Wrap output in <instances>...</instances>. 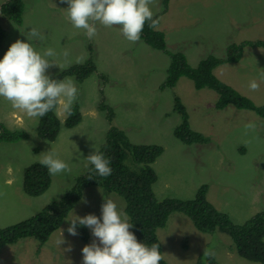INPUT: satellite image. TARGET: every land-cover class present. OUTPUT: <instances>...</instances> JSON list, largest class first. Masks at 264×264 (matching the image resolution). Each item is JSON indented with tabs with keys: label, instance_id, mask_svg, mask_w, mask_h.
I'll use <instances>...</instances> for the list:
<instances>
[{
	"label": "rangeland",
	"instance_id": "1",
	"mask_svg": "<svg viewBox=\"0 0 264 264\" xmlns=\"http://www.w3.org/2000/svg\"><path fill=\"white\" fill-rule=\"evenodd\" d=\"M4 2L0 0V30L4 36L0 59L16 40L28 42L26 35L35 27L45 40L34 39L30 41L32 46L41 53L48 47L54 49L56 56L49 59L61 66L50 67L47 75L52 71L61 74L65 69L90 61L97 71L79 81L80 97L76 101L79 100L82 121L78 126L64 127L62 137L51 143L40 140L36 134L38 122L27 119L24 129L30 135L29 140L0 144V229L36 215L75 187L77 178L88 167L87 156L102 144L109 129L105 112L100 109L102 102L113 108V125L121 128L132 143L164 148L153 164L158 176L153 188L159 200L191 199L206 184L208 199L235 223L264 212V119L233 106L217 110L216 91L196 90L185 77L178 80L176 87L160 90L166 78L168 56L141 40L128 41L118 26L97 23V34L101 28L99 35L89 40L83 30L75 29L66 18L68 4L62 0H24L22 24L1 17ZM150 8L160 10L162 0H153ZM159 27L165 34L167 49L182 52L190 65L196 67L209 56L226 58L227 48L233 43L239 46L245 40L264 41V0H169ZM65 51L69 53L67 57L63 55ZM78 57L83 58L82 62H76ZM214 73L255 105L264 106L261 78L264 48L246 47L239 62L221 65ZM65 79L74 83L73 77ZM252 80L259 84L257 91L249 89ZM175 97L184 104L191 128L208 136L210 143L184 145L175 137V129L181 123L174 110ZM60 114L63 122L69 117L63 110ZM20 118L18 110H12L5 100H0V122L6 128L13 119ZM249 122L256 129L245 134L244 126ZM16 126L19 125L11 124ZM36 146H40L38 152H34ZM51 149L71 171L57 176L42 196L29 197L23 191L24 171L40 163V154ZM100 189L87 188L66 219L88 214L102 218L104 197L111 198L125 211L121 197ZM89 233L88 242H83L78 235L72 236L61 227L42 247L34 239H22L3 247L0 264H82L83 248H78L93 242L90 229ZM157 234L163 257L170 264H197L205 249L213 252L221 263L258 264L230 249V235L204 234L181 213H173L166 227ZM63 237L65 243L60 245L58 241ZM69 245L72 250L64 251Z\"/></svg>",
	"mask_w": 264,
	"mask_h": 264
},
{
	"label": "trees",
	"instance_id": "2",
	"mask_svg": "<svg viewBox=\"0 0 264 264\" xmlns=\"http://www.w3.org/2000/svg\"><path fill=\"white\" fill-rule=\"evenodd\" d=\"M168 5L169 0H162V8L153 10V18L160 21L161 15L168 11ZM23 9L24 0H6L1 5V17L22 24ZM141 41L169 57L166 78L160 85V90L176 87L178 80L185 77L193 82L196 90L216 91L218 98L215 108L217 110L233 106L238 110L252 111L264 119V106L255 105L250 99L222 82L214 73V70L223 64L239 62L242 51L246 47L250 49L264 48V41L261 39L245 40L239 46L233 43L227 48L226 58L209 56L201 60L196 67L190 65L182 52H170L167 49L166 37L160 27L158 30H153L146 23L141 34ZM3 42L4 36L0 30V47ZM95 71H97V66L90 61L86 65L73 66L64 70L61 74L54 75L52 79L61 80V76L74 74L76 80L83 81ZM0 100L4 101V98L0 97ZM100 109L105 112L109 129L98 149L106 158H110L111 175L101 177L95 173L92 165H88L85 172L77 178L72 190L48 204L36 215L11 227L0 229V253L3 247L14 245L22 239H34L38 242L39 247L44 246L52 234L64 225L68 214L82 199L85 190L92 187L101 188V191L108 194H116L124 200L125 212L129 216V223L133 225L131 230L138 242L148 246L153 243L159 244L162 257L160 264L170 263L163 257L162 244L157 232L166 227L169 217L175 212L181 213L191 220L193 226L204 234L220 232L230 235L232 238L230 249H234L240 257L250 262L264 264V212H258L242 223H235L227 213L221 211L208 199V185L206 184L200 186L191 199L167 198L159 200L153 188L158 180L153 164L163 154L164 148L161 145L132 143L121 128L113 125L115 119L113 108L102 102ZM174 110L181 117V123L174 132L179 141L184 145L210 143L208 136L191 128L187 110L178 97H175ZM69 116L65 122H62L56 111L53 110L44 117L38 118L37 137L40 140L53 143L62 137L63 133L61 134V132L64 127L73 129L78 126L82 121L79 104H73ZM29 139L30 135L23 127L16 126L9 130L0 122V144ZM39 150L40 146L34 148V152ZM89 176H92V179H89ZM56 177L57 175H50L47 168L41 163L32 164L24 171L23 191L29 197H40L50 188ZM77 231L79 237L86 241L88 238L87 228L78 225ZM202 254L197 264H226L219 262L215 256L205 257L204 252Z\"/></svg>",
	"mask_w": 264,
	"mask_h": 264
},
{
	"label": "clouds",
	"instance_id": "3",
	"mask_svg": "<svg viewBox=\"0 0 264 264\" xmlns=\"http://www.w3.org/2000/svg\"><path fill=\"white\" fill-rule=\"evenodd\" d=\"M62 2L68 4L66 18L75 29L83 30L89 40L99 35L101 28L97 34V23L105 27L118 26L123 36L133 43L141 40L146 23L153 30H158L160 23L159 19L153 18L154 13L150 8L153 0H62ZM26 36L28 42L16 40L3 59H0V97L4 98L12 110H18L22 115V118L12 120L9 130L12 129L11 124H18L24 128L27 119L39 122L38 118L53 110L56 111L58 118L61 117V110L71 115L73 104H79V100L76 101L80 97L79 81L75 79L74 74L61 76V80L52 79L59 73L53 74L52 71L49 75L46 74L50 67L58 65L49 59L56 56L54 49L48 47L41 53L30 43L34 39L43 42L45 36L35 27H31ZM63 55L67 57L69 53L65 51ZM82 59L78 57L76 62L80 63ZM66 77H73L76 86L71 80L65 79ZM261 78L264 79V73H261ZM249 89L251 91L259 89L256 80L249 83ZM244 128L247 134L250 130L255 131L256 125L249 122ZM94 149V152L87 156L85 166L92 165L95 173L101 177L111 175L110 158H106L98 148ZM40 155L39 162L47 168L50 175L61 176V173L71 171L68 164L59 159L53 149ZM88 178L92 179V176ZM101 212L102 218L94 214L84 217L75 215L72 219H66L67 222L65 221L62 226L64 231L72 236L79 234L78 225L87 228V240L79 237L83 242H88L89 229L91 230L93 242L78 248H83L82 264H160L162 257L159 244L153 243L148 246L138 242L135 234L130 231L133 225L129 223L128 214L118 208L111 198L104 197ZM58 243L60 245L65 243L64 237ZM71 250V245L64 249ZM204 256L213 257L214 253L205 249Z\"/></svg>",
	"mask_w": 264,
	"mask_h": 264
},
{
	"label": "crops",
	"instance_id": "4",
	"mask_svg": "<svg viewBox=\"0 0 264 264\" xmlns=\"http://www.w3.org/2000/svg\"><path fill=\"white\" fill-rule=\"evenodd\" d=\"M6 1V0H5Z\"/></svg>",
	"mask_w": 264,
	"mask_h": 264
}]
</instances>
